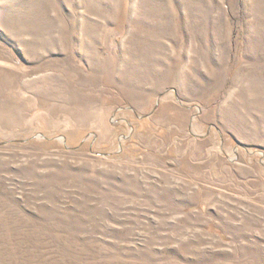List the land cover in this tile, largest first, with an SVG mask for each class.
Instances as JSON below:
<instances>
[{
    "label": "rangeland",
    "instance_id": "rangeland-1",
    "mask_svg": "<svg viewBox=\"0 0 264 264\" xmlns=\"http://www.w3.org/2000/svg\"><path fill=\"white\" fill-rule=\"evenodd\" d=\"M0 264H264V0H0Z\"/></svg>",
    "mask_w": 264,
    "mask_h": 264
}]
</instances>
